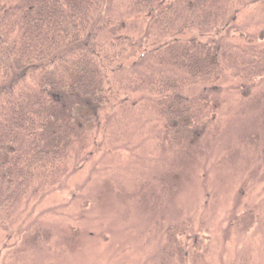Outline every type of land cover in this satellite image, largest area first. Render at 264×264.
<instances>
[{
	"label": "rangeland",
	"instance_id": "374dc122",
	"mask_svg": "<svg viewBox=\"0 0 264 264\" xmlns=\"http://www.w3.org/2000/svg\"><path fill=\"white\" fill-rule=\"evenodd\" d=\"M225 38L241 62L212 89L185 77L191 127L152 101L104 113L57 184L21 199L0 264H264V5Z\"/></svg>",
	"mask_w": 264,
	"mask_h": 264
},
{
	"label": "trees",
	"instance_id": "16d2710c",
	"mask_svg": "<svg viewBox=\"0 0 264 264\" xmlns=\"http://www.w3.org/2000/svg\"><path fill=\"white\" fill-rule=\"evenodd\" d=\"M258 4L130 0L118 19L111 0H0V231L95 141L104 113L152 101L191 127L185 77L219 87L223 62H241L225 32Z\"/></svg>",
	"mask_w": 264,
	"mask_h": 264
}]
</instances>
